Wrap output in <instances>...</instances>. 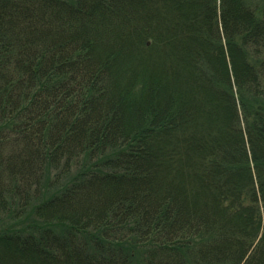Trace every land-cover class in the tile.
<instances>
[{
  "label": "trees",
  "instance_id": "obj_1",
  "mask_svg": "<svg viewBox=\"0 0 264 264\" xmlns=\"http://www.w3.org/2000/svg\"><path fill=\"white\" fill-rule=\"evenodd\" d=\"M0 264H264V0H0Z\"/></svg>",
  "mask_w": 264,
  "mask_h": 264
}]
</instances>
